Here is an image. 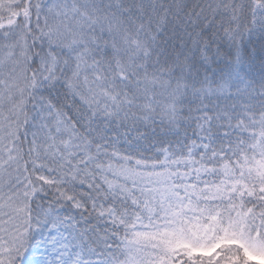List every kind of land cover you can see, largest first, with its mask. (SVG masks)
Masks as SVG:
<instances>
[{"label": "snow or ice", "instance_id": "snow-or-ice-1", "mask_svg": "<svg viewBox=\"0 0 264 264\" xmlns=\"http://www.w3.org/2000/svg\"><path fill=\"white\" fill-rule=\"evenodd\" d=\"M253 261L264 0H0V264Z\"/></svg>", "mask_w": 264, "mask_h": 264}, {"label": "trees", "instance_id": "trees-1", "mask_svg": "<svg viewBox=\"0 0 264 264\" xmlns=\"http://www.w3.org/2000/svg\"><path fill=\"white\" fill-rule=\"evenodd\" d=\"M45 1L47 0H42V2L44 3ZM145 3H149V2H156V0H144ZM162 2H165V3H172L173 0H162ZM177 2H179V0H177ZM184 3H187V4H193V3H202V2H206V0H183ZM145 155H148V156H151L153 155V153L151 152H148V153H145ZM230 247H234L235 245H229ZM253 264V262H252ZM256 264V263H254Z\"/></svg>", "mask_w": 264, "mask_h": 264}, {"label": "rangeland", "instance_id": "rangeland-1", "mask_svg": "<svg viewBox=\"0 0 264 264\" xmlns=\"http://www.w3.org/2000/svg\"><path fill=\"white\" fill-rule=\"evenodd\" d=\"M47 2H48V0H47V1H45L44 3H47ZM254 263H256V264H257V262L253 261V264H254Z\"/></svg>", "mask_w": 264, "mask_h": 264}]
</instances>
